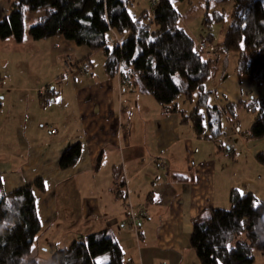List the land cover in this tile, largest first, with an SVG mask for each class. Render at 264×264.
I'll list each match as a JSON object with an SVG mask.
<instances>
[{
    "label": "crops",
    "instance_id": "crops-1",
    "mask_svg": "<svg viewBox=\"0 0 264 264\" xmlns=\"http://www.w3.org/2000/svg\"><path fill=\"white\" fill-rule=\"evenodd\" d=\"M170 1L184 18L200 0ZM9 39H0V50L7 46L13 63L20 61L25 68L13 71V79L9 71L0 72V194L41 177L45 190H34L39 232L64 234L72 241L106 229L122 250L125 244L137 251L138 259L127 264H199L189 243L194 219L212 207L228 208L230 190L236 187L222 166L217 170L230 155L224 141L230 136L239 140L236 117L227 116L235 131H224L219 110L210 117L218 105L209 106L205 94L202 102L212 109L208 135L200 108L202 128L196 130L195 117H187L178 103L177 109L164 111L157 101L143 100L147 93L135 85L131 71L109 76L103 67L95 69V57L103 65L102 52L61 35ZM39 53L47 55L53 71L41 75L31 69L30 61L42 58ZM66 55L83 72L65 70ZM48 91L53 98L43 101ZM75 142L80 143L78 159L60 168L61 152ZM200 143L210 148L203 150ZM248 145L255 157L264 149V137ZM239 189L264 200L254 190ZM130 210L137 227L127 220ZM253 258L252 264H264V248Z\"/></svg>",
    "mask_w": 264,
    "mask_h": 264
},
{
    "label": "trees",
    "instance_id": "trees-1",
    "mask_svg": "<svg viewBox=\"0 0 264 264\" xmlns=\"http://www.w3.org/2000/svg\"><path fill=\"white\" fill-rule=\"evenodd\" d=\"M132 1L7 0V11L0 17V39L11 37L25 42L61 35L77 45L101 51L107 75L114 76L123 69L131 71L138 89L153 96L164 111L177 109L179 95L190 99L197 92L198 101L203 100L213 60L197 54L195 40L180 24L181 16L172 2L152 0L151 9L133 16L127 9ZM226 2L200 0L190 8L198 7L206 26L228 18L219 43L221 50L237 53L238 76L251 83L264 82V0H233L229 9L222 6ZM38 11L41 14L36 21L25 29V12ZM112 34L120 42L113 40ZM205 39L211 42L212 34ZM76 65L73 62V68L83 72L84 68ZM52 98L53 93L48 91L42 100ZM197 106L189 115L195 117V129L201 130ZM240 107L253 113L248 137L263 138L264 92L245 100H227L222 111L233 119ZM217 110L213 107L210 117ZM79 154V142L68 145L58 158V166L68 168ZM255 157L264 164V149ZM34 190H45L41 177L0 194V264H38L29 257L41 228ZM229 200L228 208L212 207L194 219L189 243L201 264H252L253 252L264 248V200L237 187L230 190ZM123 255L118 241L101 229L54 249L50 264H123Z\"/></svg>",
    "mask_w": 264,
    "mask_h": 264
},
{
    "label": "rangeland",
    "instance_id": "rangeland-1",
    "mask_svg": "<svg viewBox=\"0 0 264 264\" xmlns=\"http://www.w3.org/2000/svg\"><path fill=\"white\" fill-rule=\"evenodd\" d=\"M232 1L233 0H227L226 3L222 4V6L226 9H229ZM150 4V0H133L132 3L128 5L127 9L129 13L134 16L138 14L142 9H151L152 4ZM7 7V0H0V17L7 11ZM40 14V11L35 13L25 12V29L33 24ZM180 24L184 26L188 31H190L191 36L195 40V43H197L201 39L205 40L207 53L203 54L202 57L204 59L213 60V66L209 71L208 78L205 84L206 90L211 91L206 93V95L208 96L206 103L211 107L214 105V103L218 105L217 108L220 114L219 118L221 128L226 132H234L235 129H232L230 127L228 117L221 108L223 103L226 101L225 98L234 100L243 98V100H245L251 96H257L259 93L264 91V82L251 83L245 77L238 76L236 73V65L238 59L237 53L232 50H221L219 43L222 41L223 32L228 24V18H226L222 22H214L206 26L202 23V12L197 7V9L190 8V13L186 15V17H180ZM208 33L212 34L211 42H208V40L205 39ZM9 38V40H13V38ZM0 54L3 55V57L0 58V72L9 71V73L12 74V72L17 68H25L24 64H20V61H16V64L13 63V59H11V57L9 56L12 55L13 52L8 51L7 46L4 47V49L0 50ZM41 54L42 58L39 59V62L30 61L29 65L32 67L31 69L33 71L41 72L42 75L44 73L46 74L47 71H53L55 68H50L49 62L47 61L49 58H47V55L45 56L43 53H39V56H41ZM97 55L100 58V54ZM95 58L97 59V57ZM96 59H94V68H98L99 70H101V67H103L102 62L101 60ZM60 68L61 67L59 63L58 71L60 70ZM64 68L65 70H68L65 66ZM77 69L78 68H76L75 70ZM1 79L3 81L2 77L0 78V80ZM198 99H200L198 93L194 92L190 99L184 97L183 95H179L176 99V102L181 109L185 110V115H187V117H189L190 119H192L193 115H189V109L193 105H198V108H200L199 114L203 115V122L206 127L205 132H207V134L209 135L211 134L212 130L209 127L210 119L207 115V112L212 109L206 108L204 105V101L201 102L202 100L198 101ZM143 100H151L153 102H156L154 97L150 94H145ZM124 101H127L126 98L124 99ZM236 113L237 114L234 121L236 122V128L239 127V134L237 135L239 140L236 141L234 136H230V138H227L224 141V148L225 150L226 147L230 148V155L226 153V158L228 159H226V161L224 162L220 161V165L217 166V170L220 166H222L224 168V171L228 172V178L231 177V180L233 181L232 183L236 184V187L249 188V190H254V193H256L259 197L264 198V164L260 163L251 154V152L248 151V142H250L252 138L248 137L246 131L249 129L253 121V113L250 110H246L244 107L238 108ZM200 146L203 150H208L210 148V145L208 143H200ZM204 155L205 154H203V156ZM226 207H229V204ZM59 233L61 234V232ZM50 234L51 232L48 230L38 232L34 242L32 243L29 257L35 259L38 264H50V257L53 250L58 247H62L63 245H67L71 242V239L67 236H64V234L56 235V233L55 237L51 236ZM257 251L258 250H255V252ZM123 252L124 264L131 262V260L138 259L137 251L133 250L132 248H128L125 244H123ZM99 261H102V259H100ZM199 264L201 263L199 262Z\"/></svg>",
    "mask_w": 264,
    "mask_h": 264
},
{
    "label": "built area",
    "instance_id": "built-area-1",
    "mask_svg": "<svg viewBox=\"0 0 264 264\" xmlns=\"http://www.w3.org/2000/svg\"><path fill=\"white\" fill-rule=\"evenodd\" d=\"M113 40H115L116 42H120V39L115 35ZM196 52L199 55H203L206 54V42L204 39L199 40L196 43ZM63 64L66 67V69L68 70H72L73 69V60L71 59L70 56H66L65 59H63ZM79 73H81V69H77ZM76 70V71H77ZM55 129H52V132H54ZM127 220L129 222L130 225H132L133 227H137V222H136V214L134 213V211L130 210L127 213Z\"/></svg>",
    "mask_w": 264,
    "mask_h": 264
}]
</instances>
